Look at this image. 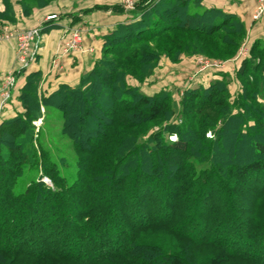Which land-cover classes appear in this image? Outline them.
I'll return each mask as SVG.
<instances>
[{
  "label": "trees",
  "instance_id": "obj_1",
  "mask_svg": "<svg viewBox=\"0 0 264 264\" xmlns=\"http://www.w3.org/2000/svg\"><path fill=\"white\" fill-rule=\"evenodd\" d=\"M1 1L10 22L13 2L29 15L52 0ZM244 38L234 15L157 0L105 37L77 85L44 94L39 75L27 74L26 112L0 126V211L11 209L0 216V264H187L205 246L218 251L194 264H264V47L254 42L235 70L236 94L221 79L188 88L176 114L165 91L127 84L151 75L162 55L227 57ZM41 107L72 140L68 173L58 169L64 157H38L49 152L31 132ZM153 120L165 122L143 138ZM223 225L231 234L212 237ZM67 228L88 244L60 241ZM163 235L169 250L155 241Z\"/></svg>",
  "mask_w": 264,
  "mask_h": 264
},
{
  "label": "crops",
  "instance_id": "obj_2",
  "mask_svg": "<svg viewBox=\"0 0 264 264\" xmlns=\"http://www.w3.org/2000/svg\"><path fill=\"white\" fill-rule=\"evenodd\" d=\"M156 1L134 0V5L129 7L122 4L120 0H52L42 7L33 9L29 15H24L21 7L13 2V20L9 22L0 18V24L6 22L13 28L40 26L41 38L35 59L22 73L16 70L14 39L5 40L0 36V84L5 75L15 74V83L10 97V99L13 98L12 105L2 106L3 99L0 94V115L9 116L20 110L21 104L17 99L25 84L26 75L31 72L39 75V88L44 94L52 92L60 84L77 85L81 76L89 72L101 58L105 37L119 24L130 22L134 16ZM256 4L257 0H198L201 8L220 10L239 18L245 27L244 41L248 51L254 42H259L264 47V14L256 21L251 19ZM3 10L4 6L0 0V12ZM49 15H55V17L46 20ZM67 28H78L81 31L83 51L62 50L61 36ZM55 58L57 65L53 66ZM191 61L193 60L189 57L173 61L166 56H161L157 66L158 73L161 72L159 66L164 65L172 72L163 79H170L172 76L174 79L182 78L181 73L175 71L176 68L187 67L186 64ZM240 62V60L232 61L229 66L230 74L233 75ZM156 72L155 69L149 78H154ZM160 81L162 80L158 79L153 85L142 88L143 93L153 95L158 92ZM13 106H15L14 110Z\"/></svg>",
  "mask_w": 264,
  "mask_h": 264
},
{
  "label": "rangeland",
  "instance_id": "obj_3",
  "mask_svg": "<svg viewBox=\"0 0 264 264\" xmlns=\"http://www.w3.org/2000/svg\"><path fill=\"white\" fill-rule=\"evenodd\" d=\"M122 4H124V3L122 2ZM133 5H134V0L132 3V6ZM32 27H37V26H32ZM26 28H28V27H26ZM15 29H16V27L13 28V27L9 26V24H7L6 22H5V24L1 23L0 24V32H1L0 36L2 37V39H5V40L11 39V38H5L4 36H6L9 32H11L12 30H15ZM71 29H75V28H67L65 30V32L63 33V35L61 36L62 50L63 51H65L67 44L69 43V40L71 39V36H72V32H70ZM80 33H81V31H80ZM80 35H81V40H82V38H83L82 33ZM244 45H245L244 39L243 40L240 39L238 42L237 51L234 53V55H230L227 57H215V56H203V55H180L176 61H179L182 57H189L193 60V61L189 62L188 64H186L187 67H183V68L180 67L178 69L176 68L175 71L177 73H181L182 78L174 79V78H172L173 77L172 76V77H170V79H163V78H167V76L172 71L167 66L165 67L164 65H161V66H159V70L161 72L158 73V67H157L158 63H157V65L153 69V71L155 69L157 70L154 78L153 77L149 78V77H151L153 72L147 78H145L144 80H140V81L136 80L133 77V75H128L127 76V84H128V86L133 87L135 89H139L141 92H143L142 88L149 87V86L153 85L154 83H156L158 81V79L162 80V81H160V84H159L160 89L158 92L165 91L169 95V98H170V100L173 101V105L175 107V108L173 107L174 108V114H176V112H177V107H178L180 98H181L184 90H186L188 88L198 87L200 85L201 86H207L211 81L216 80V79L223 80L224 81L223 82L224 88L226 89V86H227L228 91L232 95H234V94H236V91L238 88V83L234 79L235 72L233 73V75L230 74L229 68H231V67H229V66L232 63L233 59L236 57L240 48L243 47ZM151 46L153 47V46H155V44L151 43ZM15 47H16V42H15ZM65 52H69V51H65ZM162 56H164V55H162ZM15 60H16V64H17L16 65L17 72H22V73L25 72L24 70H26L28 68V66L30 65L29 64L25 67H21L18 64V61L16 59V48H15ZM213 64H216V65H213ZM225 68H226V70H225ZM172 69H175V68H172ZM223 69L225 71H222ZM130 71H131V73H133V68H130ZM8 77L12 78L11 84H6ZM14 83H15V74L14 73H10V74H7L4 76V80L0 84V87H1L0 94H1V97L3 99V100H1L2 106H4V105L6 106L9 104L12 105L11 103H12L13 98L10 99V97H11V89L13 88ZM39 85H40V82H39L38 86ZM57 88L58 87H56L54 90H56ZM158 92H156V93H158ZM101 96H102V94H101ZM100 99L101 98H99L98 100H100ZM17 100L21 104L20 110L15 111V113L9 114V116L8 115H4V116L0 115V126H1L3 121H5L7 119L15 118L18 115H23L26 112L25 106L23 105V103L19 99V96H18ZM12 108L14 110L15 106H13ZM43 112H44V108L41 107V112H40L41 117H38V118L30 121V124L32 126L31 132L33 133L34 137L36 138V141H37V139H38V141L40 139L39 142H40L41 146H39V148L40 149L43 148L44 150L45 149L49 150V152L45 153V155L43 154V156L40 153H37L38 157L41 159L42 157L45 158L47 156L52 161H57V162H58V159H60L61 157H64L65 164L58 165V169L60 170V173H62V174H64V172L68 173L71 169H70V167L67 166L66 162H68V164H69V162L75 157V151H74L75 149L73 148L72 140L70 138H68L65 134H62L60 123H58L57 121L52 122L53 117L48 115L47 117H45V119H43V116H42ZM162 121L163 120H153V121L145 122L146 129H145V132H142V134L144 133L143 138H146V136H148L151 133V131L158 130L159 129L158 126ZM164 122L165 121H163L162 124H164ZM4 132L7 133L8 130H5ZM210 134L211 133L208 132L206 134V136H209ZM172 136H173V138L176 137L175 135H172ZM169 140H171V139L169 138ZM23 166L27 167L28 165H23ZM37 168H38L39 173H42L41 166H39V167L37 166ZM41 181L48 188H53V186H54L53 182H51V180L46 175L41 176ZM159 196H160L159 199L162 200L161 195H159ZM52 202H54L59 209V206H60L59 201L53 200ZM1 204L2 203L0 200V205ZM0 210H1V208H0ZM3 210H4V212L5 211L9 212V210H11V209H9V208L5 209L4 208ZM4 212L0 211V216H2ZM188 213H189V210L187 211V214ZM67 231H68V228L66 229L65 232H63L59 236V238L63 237L62 239H60V241H62L65 238L66 239L65 241L68 243L76 242L77 244H82V245L88 244V241L86 239H81V238L77 239L76 237H73L72 235H70ZM231 232L232 231L229 230L228 227L223 225V226L218 228V231H214L212 233L213 234L212 237L221 236V237L227 238L231 234ZM164 237H165V235L161 236V238L155 239V241L158 243L161 242L163 244V246L160 250L165 251V250H169V245H171L172 241H170L169 237H166V238H164ZM232 237H234V236H232ZM235 238H236V236H235ZM182 244L183 243L179 242V245H177V247L179 248L180 245L182 246ZM73 250H75V249L73 248L72 251ZM196 250H198L197 253H195V254L190 253V256L185 257V261L187 262V264H194L195 261H198L203 256L208 255L209 253H216L218 251V248L215 246H205V247H199ZM61 251L64 252L66 250H64V248H62ZM70 251H71V249H70ZM159 262H160V260H159ZM238 262H240L239 259L230 258L227 264H238Z\"/></svg>",
  "mask_w": 264,
  "mask_h": 264
},
{
  "label": "built area",
  "instance_id": "obj_4",
  "mask_svg": "<svg viewBox=\"0 0 264 264\" xmlns=\"http://www.w3.org/2000/svg\"><path fill=\"white\" fill-rule=\"evenodd\" d=\"M126 6H132L133 0H120ZM264 14V0H257V4L255 6L254 11L251 14V19L253 21L258 20ZM55 15H49L46 17V20L53 19ZM70 30V29H69ZM72 36L67 44L65 51H83L82 40H81V33L80 30L75 28L71 29ZM5 38H12L16 42V59L18 64L21 67H25L29 65L36 57L39 51V42L41 38V27H28V28H16L9 32ZM248 48L244 45L238 51L236 57L233 61L242 60L248 56ZM57 65V59L53 60V66ZM216 65V64H213ZM220 66V65H219ZM12 78L8 77L6 84H11ZM171 140L176 139L173 136H169Z\"/></svg>",
  "mask_w": 264,
  "mask_h": 264
}]
</instances>
